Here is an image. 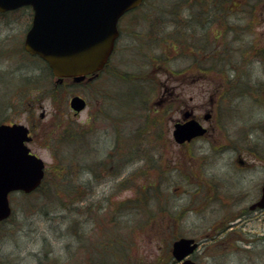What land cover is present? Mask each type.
<instances>
[{
    "label": "rangeland",
    "instance_id": "374dc122",
    "mask_svg": "<svg viewBox=\"0 0 264 264\" xmlns=\"http://www.w3.org/2000/svg\"><path fill=\"white\" fill-rule=\"evenodd\" d=\"M146 1L143 10L121 23L118 50L102 76L85 84L67 81L56 95L62 96L60 101L48 91L53 77L43 82L39 76L44 68L41 60L18 54L28 11L0 14V121L32 127L28 146L44 160L47 172L44 191L10 195L12 214L0 222V264H93L88 259L100 246L106 251L104 260L111 261L103 264H155L163 257L166 261L168 252L169 264H175L168 251L175 236L199 240L191 255L197 264H264V212L230 217L248 208L264 181V61L241 50L247 46H236L238 51L227 58L236 68L229 69L233 77L225 79L223 73L228 71L217 72L215 62L209 70L215 44L204 37L206 32L202 36L201 28L199 35L206 19L199 10L187 12L185 4L172 5L181 10V21L168 28L169 34L183 40L179 52L166 49L164 41L152 46L151 26L156 22L152 24L151 18L164 0ZM231 1L223 0L220 6ZM236 3L246 4L248 10L255 7L254 23L264 15V0ZM185 16L192 20L191 28H184ZM250 35L256 44H264V22ZM196 36L203 42L195 38L198 49L188 53L186 43ZM35 75L40 80L28 83ZM162 83L174 87L164 93L166 98L159 89ZM221 88L235 97L214 102ZM245 89L247 93L238 94ZM74 93L87 100L76 116L68 105ZM187 108L214 129L203 140L178 145L171 137L172 124ZM206 111L212 112L208 121L202 119ZM219 111L223 126L216 123ZM146 113L149 130H143ZM151 115L157 116L160 134L151 130ZM70 124L82 126L87 136L61 145L59 129ZM117 127L122 129L120 142L130 150L127 154L121 145L115 146ZM134 141L148 154H135ZM59 163L70 164L71 174L65 177ZM87 181L81 194L88 197L73 204L79 184ZM214 233L218 236L212 242ZM237 239L244 247L234 246ZM108 241L115 249L122 242L128 256L111 259Z\"/></svg>",
    "mask_w": 264,
    "mask_h": 264
},
{
    "label": "water",
    "instance_id": "95a60500",
    "mask_svg": "<svg viewBox=\"0 0 264 264\" xmlns=\"http://www.w3.org/2000/svg\"><path fill=\"white\" fill-rule=\"evenodd\" d=\"M141 1L0 0V11L30 6L32 20L24 37V49L44 60L57 82L64 77L79 81L102 68L118 35L119 17ZM69 105L77 112L84 108L85 100L74 95ZM43 115L42 111L40 117ZM204 132L205 128L196 120L188 119L175 123L172 134L180 143ZM28 133V127L22 123H0V220L11 213L8 194L29 193L44 176L43 159L30 152L26 144L31 140ZM256 204L264 207V185ZM196 246L193 238L180 237L172 242L171 254L179 264H196L188 257Z\"/></svg>",
    "mask_w": 264,
    "mask_h": 264
},
{
    "label": "trees",
    "instance_id": "16d2710c",
    "mask_svg": "<svg viewBox=\"0 0 264 264\" xmlns=\"http://www.w3.org/2000/svg\"><path fill=\"white\" fill-rule=\"evenodd\" d=\"M151 1L155 2V0H151ZM165 1H166V3H165ZM222 1L223 0H218V5H220V3ZM146 2L147 1H145L144 4ZM236 2H237V0H232L231 3L230 4H227V5L233 6V4H237ZM203 3H205V4H203ZM208 3L214 4L213 3V0H172L170 2L167 1V0H164L161 3V6L162 7L159 9L158 12H156L155 17L153 19L151 18L152 24L154 22H156L155 25H152L151 26L152 46L157 47L160 42L164 41V42H167L166 43L167 44L166 49L167 48H171V49H174L175 52H179V49H180L181 44L183 43L182 42L183 40L182 41L181 40L180 41L178 40V39L181 38V37H179L180 35H173L172 33L169 34V30L170 29H168V28L169 27L170 28L173 27V25L176 22H180L181 21L180 19H178V18H180L178 15H180L181 10L178 7H176V8L173 7L172 5H178V6L181 7V4L182 5L185 4L184 6L186 7V9H188L187 12H190V14H191L195 10L198 11L199 10L198 7L200 5H210ZM169 5H170V7H166V6H169ZM168 12L170 13V15H168ZM184 19L186 20V22H188L187 23L188 24V27L185 26L184 28H191L192 26L190 27V21H192V20H190V17H186L185 16ZM168 23H169V25H168ZM166 25H167V27H166ZM165 27L167 29L164 31ZM167 33L169 35H167ZM195 38L196 37H194L193 41L191 39H189L188 42L186 43V46L191 50V51H187L188 53L189 52L192 53V51L193 52H196L197 49H198L197 48V43L195 42ZM191 44H192V46H191ZM154 52H156V51H154ZM199 55H201V54H199ZM214 61L215 60H213V59L210 61L212 63V66H211V68L209 70H213L214 69ZM43 65H44L43 66L44 67L43 68V72H42V74L39 73L40 74L39 76H41V79H43L42 80L43 82L44 81L45 82L46 81L49 82L50 77H52L51 71H50L49 67L45 63ZM227 75H228L227 73L224 74V76H226L225 79H229L227 77ZM39 76L38 75L37 76L35 75V77L34 76L33 77L31 76L30 78H28V83H30L31 80H35V79H36V81H38ZM25 83H26V81H25ZM63 85H65L64 82L63 83H60V84L53 83L49 87L50 89L48 91H51L52 92L50 94L52 95L51 97H52V99L54 101H57V100L60 101L62 99V96L61 97H59V96L57 97L56 95L58 93H60V87H62ZM32 99H33V97H32ZM148 116L149 115H147V113H146L145 114V126L143 127V130H149L150 129V121H149V117ZM156 119H157V116L156 115H151V126H152L151 127V130L155 129L156 132L158 131V133L160 134L159 128H158V126H156L157 125ZM118 128L119 127L116 128L117 129L116 131H117L118 140H117L115 146L117 145V147L120 148V145H121L124 153L127 154L130 150L128 149V145H124L123 146L122 143L120 142V140H119L120 133L119 132L122 129L121 128L118 129ZM59 130L60 131L58 133V137L63 138V141H64L61 145H63V144H66V145L67 144H70L73 139H76V137H86L87 136L86 129H83L82 126H80V127L77 128V127H74V125H71L70 124V125L63 126ZM132 139L135 140L134 138H132ZM138 141H136V142L134 141V147L133 148H135V151H134L135 154H138V155L139 154H144V155L148 154V152H147L148 149L146 150L145 147L143 149V147L138 143ZM70 166L71 165L70 164H67V163H61L60 164V169L62 170L61 172L63 173V170H64L65 177H67L68 174L69 175L71 174V171L72 170H71ZM46 173L47 172H45L44 179H43L40 187L38 188V191H44V189L47 187V176H46ZM73 173L74 174H77L79 172L78 171H73ZM77 180H79V182L81 181V179H77ZM87 183H88V181L79 184L80 188H78L77 195H76V197H74L76 200H75V202L73 204H75V203L76 204H81L82 202H84L86 200V198L88 197V195L81 194V192H83V191H81V188L83 187L84 184H85V186H87L86 185ZM71 190L73 191L74 190V187L69 190V194H71ZM146 190H148V189H146ZM22 195H25V194H22ZM144 195L146 196L147 195V192ZM231 214L232 215H230V217H234L236 215L235 213H231ZM176 237L177 236H175V238ZM118 243L120 244V248H116V249H115V247L111 246V244H110L109 241H108V244H106V247H108L107 254L111 257V259H114L115 256H117V259H119L121 257V255L128 256V251H127L126 248H123L122 247V242L119 241ZM102 247H104V246L98 247L97 254H96V256L94 258L88 259V260L92 261L93 264H103V263H106L108 261V260L107 261L104 260V254L106 253V251ZM111 251H112V254H111ZM168 251H170V248L168 249ZM111 259H109V260H111ZM163 260H164V257L159 261V263H155V264H169V262L171 260L170 259V256H169V252H168V258L166 259V261L165 260L163 261ZM108 262H111V261H108ZM111 264H115V263H111Z\"/></svg>",
    "mask_w": 264,
    "mask_h": 264
},
{
    "label": "flooded vegetation",
    "instance_id": "af4514ba",
    "mask_svg": "<svg viewBox=\"0 0 264 264\" xmlns=\"http://www.w3.org/2000/svg\"><path fill=\"white\" fill-rule=\"evenodd\" d=\"M233 6H234V4H233ZM235 6H238V5H235ZM143 7H144V5L140 4L134 10H130V11L126 12L125 14H123L121 20L123 21V19L127 18V16L134 13L136 10L137 11L143 10L142 9ZM198 8H199V12L206 19L205 24L201 25L199 27V35H200V28H201L203 31L202 36H204V32H206L204 37L207 40H209L210 42H212V44H215L214 49H213V53H212V58L215 60V63L217 65V68H216L217 71L219 69V63L221 60L226 62V64H224V66L226 68L223 67L224 70H227L229 72L230 70L236 69L234 67V64L233 63L230 64V62L227 59L228 57H233L235 55V53L238 51L236 46H243V47L247 46L248 49H246V47H244L241 50L242 51L248 50V53H254V54L259 53V56H260L259 60H261V62L264 61V44H262V43H260L259 45L256 44L255 37L250 35L252 33V29L255 25L258 26V25H260V23L263 24L264 15L259 16V19H256V22L254 23V21H253L254 15L251 13L250 10L247 9L246 5H240L237 8H233L231 5H224L221 7L218 4H212L209 6L208 5H200ZM253 11H255V9ZM231 15H235L236 18H232ZM219 17H220V19H219ZM221 17L224 19H222ZM227 17H231V18L227 19ZM122 21H121V23H122ZM201 21H204V20L201 19ZM118 29H119V37H120L122 35V32H123L121 24L119 25ZM248 35L252 36V37L248 38ZM196 39H197V43H198V40H201L203 42L202 39H204V38H202L201 36H196ZM217 41L220 43V46H219ZM197 48H198V45H197ZM18 54L19 55L24 54L20 48L18 50ZM106 65H108V64H106ZM263 65H264V63H263ZM103 71H104V69H102L100 72H97L95 74L88 75L85 77V79L82 82H79V83H83V84L88 83L89 81H92V80L96 79L97 77H99L103 73ZM69 81H72V80L69 79ZM168 86H169L168 84L162 83V84H159V89H161L163 94L166 92L171 93L170 91H172L174 87L169 89ZM75 94H78V93H75ZM216 121H217L216 122L217 125L219 126L218 117L216 118ZM211 128L214 129L213 126ZM31 129H32V127H31ZM205 138L206 137H204V135H203L201 137L194 138L188 142H184L181 145L191 144V143H194L198 139L203 140ZM239 161L242 162L241 159ZM260 188H261V186H260ZM257 193H258V191L256 190L255 194L253 196L254 199L251 201V203L249 205L255 203L259 199L260 194H261L260 190H259V194H257ZM248 197H249V195H248ZM252 210L264 212V208L261 209V208H257L255 206V207L250 209V207L248 206V208L244 207V208L240 209V211L235 213L236 215H235V218H233V219H242V218L249 217V216H251ZM231 223L233 224L234 222H231ZM208 236L209 235H205V237H208ZM217 236H218V233L216 235H215V233L210 235V239L212 237V242H215V240H216L215 238ZM245 238L246 237H244V239ZM237 241L242 242V240L237 239L234 246L244 247V245H242V243H237ZM206 244H208V243H206Z\"/></svg>",
    "mask_w": 264,
    "mask_h": 264
}]
</instances>
